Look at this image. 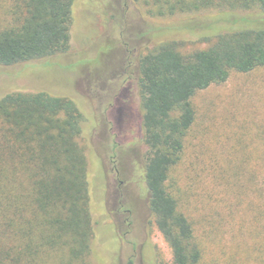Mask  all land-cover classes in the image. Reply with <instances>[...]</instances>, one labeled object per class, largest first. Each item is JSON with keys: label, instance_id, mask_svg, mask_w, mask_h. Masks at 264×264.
Segmentation results:
<instances>
[{"label": "rangeland", "instance_id": "1", "mask_svg": "<svg viewBox=\"0 0 264 264\" xmlns=\"http://www.w3.org/2000/svg\"><path fill=\"white\" fill-rule=\"evenodd\" d=\"M219 12L156 16L134 0H74L67 52L0 66V98L46 91L82 113L95 229L89 264H127L131 256L134 264L172 263L149 208L140 99L131 131L118 136L108 102L118 72L138 78L141 52L169 40L183 52L207 48L223 24L215 23ZM192 102L196 119L169 183L193 224L201 264H264V65L231 72Z\"/></svg>", "mask_w": 264, "mask_h": 264}, {"label": "trees", "instance_id": "2", "mask_svg": "<svg viewBox=\"0 0 264 264\" xmlns=\"http://www.w3.org/2000/svg\"><path fill=\"white\" fill-rule=\"evenodd\" d=\"M134 1L156 16L220 11L215 23L223 24L207 48L183 52L169 40L138 59L149 208L171 264H201L193 224L169 181L196 119L193 96L233 71L264 65V0ZM73 3L0 0V66L67 52ZM82 118L72 99L46 91L0 98V264H89L95 229Z\"/></svg>", "mask_w": 264, "mask_h": 264}, {"label": "flooded vegetation", "instance_id": "3", "mask_svg": "<svg viewBox=\"0 0 264 264\" xmlns=\"http://www.w3.org/2000/svg\"><path fill=\"white\" fill-rule=\"evenodd\" d=\"M116 78L118 81L111 91V99L108 102L109 111H107L111 121L117 126L116 129L113 128V134L118 136L131 131L129 126L134 115L137 97L138 100L140 97L137 78L129 76L128 68L118 72Z\"/></svg>", "mask_w": 264, "mask_h": 264}]
</instances>
